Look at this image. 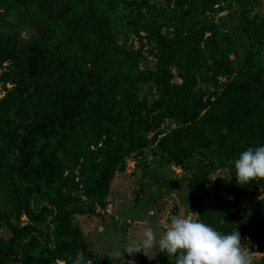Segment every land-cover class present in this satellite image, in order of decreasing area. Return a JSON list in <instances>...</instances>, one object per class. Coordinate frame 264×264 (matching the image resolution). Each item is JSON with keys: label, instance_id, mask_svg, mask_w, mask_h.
I'll list each match as a JSON object with an SVG mask.
<instances>
[{"label": "trees", "instance_id": "16d2710c", "mask_svg": "<svg viewBox=\"0 0 264 264\" xmlns=\"http://www.w3.org/2000/svg\"><path fill=\"white\" fill-rule=\"evenodd\" d=\"M221 1L235 6L224 35L205 19ZM251 2L0 0V264H72L77 250L112 264L87 248L74 215L103 208L114 173L147 142L173 164L195 155L188 207L264 249V201L253 200L264 180L238 185L233 164L264 145V15ZM119 4L136 47L114 32Z\"/></svg>", "mask_w": 264, "mask_h": 264}, {"label": "rangeland", "instance_id": "374dc122", "mask_svg": "<svg viewBox=\"0 0 264 264\" xmlns=\"http://www.w3.org/2000/svg\"><path fill=\"white\" fill-rule=\"evenodd\" d=\"M156 6H163L165 0H155ZM218 6V7H217ZM250 14L264 15V0H253ZM232 2L221 1L213 5L215 11L205 15V19L211 21L220 34L231 33L235 28V13ZM220 8V9H217ZM0 9V13H1ZM127 12L123 5L119 4L110 14L111 23L114 25V32L120 41L125 37L126 43H131L136 47L138 42L136 37L120 22L116 13ZM143 35V32H140ZM144 41V40H143ZM145 42V41H144ZM150 44L145 42L144 48L149 49ZM243 54L240 49L237 58ZM143 55L149 64L153 60L146 51ZM264 58V54H262ZM3 70V68H1ZM172 80L178 81L176 77ZM225 82L224 78L218 79V85ZM9 87V84H5ZM0 84V96L3 94ZM163 126L168 129L174 127L172 121L164 120ZM195 155L185 160L182 164H173L164 158L154 148V144L147 142L141 149L137 160L129 158L124 170L115 172L105 197V206L96 207V211L91 214H75L74 220L78 224L83 236L85 237L87 248L98 255L111 258L112 264H123L122 259L117 261L111 255L113 250L122 246L133 233L142 226H151L157 232L165 227L167 217L172 214L190 216L195 211L190 209L186 202L185 178L194 168ZM177 180L178 190L173 191L169 187L170 180ZM255 195L254 199L259 198ZM243 200V194L241 195ZM9 209L8 204H3L0 200V217ZM14 222L13 218H9ZM25 218L20 217V222ZM8 230L0 218V237H7ZM250 252L264 254V249L258 251L256 244L250 240L242 243ZM156 254L158 250H155ZM125 264L128 260H134L135 264H148L151 260L142 253L135 254L133 257H124ZM56 264H63L56 261ZM163 264H170L167 260ZM253 264H264V255L254 256Z\"/></svg>", "mask_w": 264, "mask_h": 264}, {"label": "clouds", "instance_id": "9594fccd", "mask_svg": "<svg viewBox=\"0 0 264 264\" xmlns=\"http://www.w3.org/2000/svg\"><path fill=\"white\" fill-rule=\"evenodd\" d=\"M227 135V129L223 130ZM235 178L244 186L253 180H264V145L248 147L234 160ZM264 201V194L259 197ZM199 215H169L165 227L157 232L151 226L138 228L120 247L112 252L117 261L125 254L129 257L142 253L149 260L156 258V251L173 258L174 264H253L254 256L262 253L250 252L241 243L239 231L225 234L198 219ZM72 264H92L82 250H77ZM126 264H135L128 260Z\"/></svg>", "mask_w": 264, "mask_h": 264}, {"label": "water", "instance_id": "95a60500", "mask_svg": "<svg viewBox=\"0 0 264 264\" xmlns=\"http://www.w3.org/2000/svg\"><path fill=\"white\" fill-rule=\"evenodd\" d=\"M169 187L171 190L177 191L178 190L177 180H173V179L170 180Z\"/></svg>", "mask_w": 264, "mask_h": 264}]
</instances>
